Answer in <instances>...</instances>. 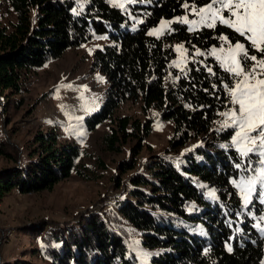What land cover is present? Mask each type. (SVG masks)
Wrapping results in <instances>:
<instances>
[{"label":"trees","instance_id":"obj_1","mask_svg":"<svg viewBox=\"0 0 264 264\" xmlns=\"http://www.w3.org/2000/svg\"><path fill=\"white\" fill-rule=\"evenodd\" d=\"M8 2L15 20L0 23L3 106L23 91L29 72L94 34H107L112 43L95 51L94 62L107 74L112 96L101 112L87 119L89 128L128 98H141L144 107L157 110L162 120L171 122L169 147L146 160L145 172L133 175L127 196L118 198L114 207L118 216L141 232L142 244L160 249L151 263L261 264L264 234L253 225L250 211L259 215L262 205L254 196L250 205L243 207L231 183L241 171L236 164L244 167L247 159L227 144L234 134L232 129L214 127L230 105L225 85L233 87L234 74L206 58L188 61L183 72L173 71V81L167 85L170 62L175 57L172 43H182L192 55L195 50L207 52L225 41L242 42L246 47L251 42L219 22L193 31L186 24L173 23L164 38L148 33L160 20L184 15L189 6L202 7L212 0H149L133 5L132 11L142 12L143 19L134 31L128 28L126 14L108 0ZM250 54L262 57L255 48ZM5 110L1 107L0 115ZM53 131L36 135L38 146L28 161L0 139V156L10 162L0 170V202L13 189L24 194L51 189L77 168L78 146H58ZM150 131V123L140 126L122 117L104 139L111 150L122 139H144ZM204 136H210L211 141L179 152L191 139ZM130 150L129 159L120 162L121 168L137 165L138 148ZM108 209H86L75 215V222L43 219L34 228L25 226L24 230L34 229L43 235V246L33 254L42 259L41 264H140ZM14 264L38 263L19 260Z\"/></svg>","mask_w":264,"mask_h":264},{"label":"rangeland","instance_id":"obj_2","mask_svg":"<svg viewBox=\"0 0 264 264\" xmlns=\"http://www.w3.org/2000/svg\"><path fill=\"white\" fill-rule=\"evenodd\" d=\"M148 1L135 0L130 3L129 0H108L110 4L119 7L126 14L128 28L131 31L136 30L143 22L142 12L134 13L132 6L145 4ZM121 3L124 4L123 8L119 6ZM213 6L219 7L218 4ZM202 7L206 8L207 5ZM199 8L201 7L192 5L187 8V13L184 15L160 20L156 26L149 29V35L164 38L172 30L173 23L186 24L192 31L208 27L207 24L212 23V20L207 19L201 23ZM222 14L227 16V11L225 10ZM14 20L15 14L8 0H0V23L8 24ZM162 24L167 26L162 27ZM153 32L155 34H150ZM111 43L109 35L94 34L87 42L67 48L59 57L29 72L26 75L23 91L10 97L13 102L3 106V98L0 96V110L1 107L2 110L6 108L0 115V139L7 142L11 151L16 149L23 161H28V156L37 148L36 135L52 130L56 134L58 146L61 143L76 145L80 151L76 160L77 168L68 178L62 179L51 189L26 194L13 189L2 199L0 202V264H14L19 260L42 263V259L33 252L43 246V235L32 229L39 225L41 220L59 222L73 220L75 222V215L79 212L108 207L110 209L106 211L107 214L113 217L117 228L124 232L128 250L136 255L140 264H152L151 257L160 252L159 248L142 244L141 232L118 216L114 207L118 198L127 196L132 186L130 181L133 175L145 172L146 160L163 154L169 147V140L173 136L171 122L162 120L157 110L144 107L141 98H128L119 102L111 111H106L105 118L94 124L93 128L87 125V119L101 112L108 98L112 96L107 74L94 62L95 51ZM236 43L225 41L207 52L195 50L192 55L187 52L182 43H172L175 57L170 62L167 85L173 81V71L183 72L188 61H203L211 58L227 69L224 58L228 55L229 47H234ZM258 59H264V56ZM253 63L255 62L249 61L248 66L251 67ZM259 78L264 79V76ZM237 79L235 77L233 87ZM235 107L238 106L232 105L230 99V105L224 112ZM122 117H127L130 123L140 126L150 123L151 131L144 139L139 140L136 136L122 139L115 143L114 149L110 150L104 136L117 128V121ZM225 119L226 117L220 115L214 127L224 128L222 121ZM127 128L131 129L130 125ZM210 138V136H204L191 139L185 146L179 148V152L191 149L199 143H209ZM138 143H140L139 146H137ZM227 144L237 150L236 145L232 144V138ZM130 148H138L137 165L134 167L127 165L129 169L121 168L120 162L130 157ZM253 159L256 157L253 156ZM245 165L240 167L239 175L232 179L231 183L237 189L243 207L247 208L251 202L245 204L240 188L237 186L247 176L254 175L253 168H246ZM7 166H10L8 159L0 156V170ZM253 167H260V165L256 164ZM256 187L257 191L253 192L252 196H255L258 203L262 205V212L256 215L250 211V218L253 225L261 228L264 234V219H262L264 194H259L264 189L259 182ZM25 226L33 227L32 230H24ZM261 264H264V255Z\"/></svg>","mask_w":264,"mask_h":264},{"label":"snow or ice","instance_id":"obj_3","mask_svg":"<svg viewBox=\"0 0 264 264\" xmlns=\"http://www.w3.org/2000/svg\"><path fill=\"white\" fill-rule=\"evenodd\" d=\"M216 4L219 7L213 6ZM119 6L123 8L124 4ZM225 10L227 16L222 14ZM199 14L201 23L212 20V23L207 24L208 27H214L219 21L234 28L236 33L251 42L250 47L239 42L229 47L228 55L224 58L227 71L238 78L235 87L231 83L225 85L231 96V104L238 107L221 113L226 117L222 127L233 129L235 135L232 144L236 145L240 156L247 158L245 167L253 168L254 175L247 176L237 185L247 205L253 199L252 193L257 191L258 182L264 189V79L259 78L264 76V59L250 54L251 49L255 48L260 56H264V0H212L206 8H199ZM166 26L162 24V27ZM249 61L255 63L249 67ZM256 164L260 167H253ZM236 167L240 168L241 164L237 163ZM259 194H264V191Z\"/></svg>","mask_w":264,"mask_h":264}]
</instances>
